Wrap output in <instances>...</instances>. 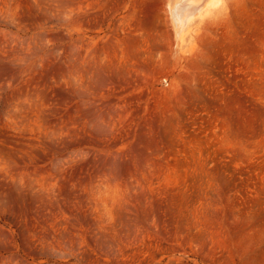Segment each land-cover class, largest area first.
Segmentation results:
<instances>
[{"label": "rangeland", "instance_id": "obj_1", "mask_svg": "<svg viewBox=\"0 0 264 264\" xmlns=\"http://www.w3.org/2000/svg\"><path fill=\"white\" fill-rule=\"evenodd\" d=\"M173 2L0 0V264H264V0Z\"/></svg>", "mask_w": 264, "mask_h": 264}, {"label": "bare ground", "instance_id": "obj_2", "mask_svg": "<svg viewBox=\"0 0 264 264\" xmlns=\"http://www.w3.org/2000/svg\"><path fill=\"white\" fill-rule=\"evenodd\" d=\"M218 1L219 0H174L172 11L176 24L184 29L194 18L212 9Z\"/></svg>", "mask_w": 264, "mask_h": 264}]
</instances>
